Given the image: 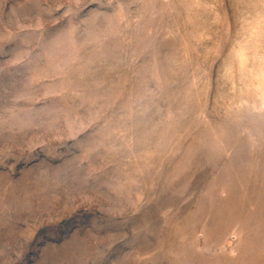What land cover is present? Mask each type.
Instances as JSON below:
<instances>
[{
  "label": "rangeland",
  "instance_id": "374dc122",
  "mask_svg": "<svg viewBox=\"0 0 264 264\" xmlns=\"http://www.w3.org/2000/svg\"><path fill=\"white\" fill-rule=\"evenodd\" d=\"M0 264H264V0H0Z\"/></svg>",
  "mask_w": 264,
  "mask_h": 264
}]
</instances>
